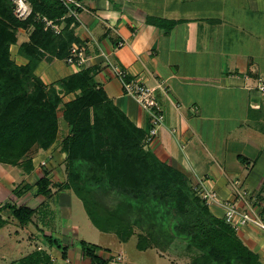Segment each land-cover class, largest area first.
Wrapping results in <instances>:
<instances>
[{
  "label": "crops",
  "instance_id": "0c3cea01",
  "mask_svg": "<svg viewBox=\"0 0 264 264\" xmlns=\"http://www.w3.org/2000/svg\"><path fill=\"white\" fill-rule=\"evenodd\" d=\"M149 19L177 23L165 32ZM18 31L27 37L17 38L11 58L25 64L18 47L28 41L31 28ZM73 31L86 61L96 67V83L145 132V111L122 91L110 63L155 88L166 127L145 144L147 149L184 172L191 187L215 191L217 200L207 203L215 216L223 218V202L229 200L264 220V94L254 89L264 79V0H84ZM81 66L44 59L35 73L49 85ZM73 98L67 94L64 101ZM58 117L55 142L32 153L29 173L0 163V217L5 220L0 264H17L32 253L41 255L38 264H92L81 241L98 246L109 264H116L110 259L118 253L120 264H177L152 244L140 249L132 241L135 234L121 241L91 223L81 200L65 187L67 153L61 143L70 128L61 108ZM42 177L47 194L38 192ZM7 204L34 213L21 225ZM237 234L264 264V231L247 223Z\"/></svg>",
  "mask_w": 264,
  "mask_h": 264
},
{
  "label": "trees",
  "instance_id": "16d2710c",
  "mask_svg": "<svg viewBox=\"0 0 264 264\" xmlns=\"http://www.w3.org/2000/svg\"><path fill=\"white\" fill-rule=\"evenodd\" d=\"M28 1L32 13L21 20L15 16L11 0H0V163L21 166L29 173L33 168L32 153L48 149L57 138L61 108L62 118L70 128L61 143L67 153L65 187L72 189L81 200L88 218L99 231H113L121 241L133 234L128 221L100 203L98 189L107 187L142 205L139 209L152 201H169L177 216L174 231L185 239L187 251L196 252L190 264H263L237 232L210 211L189 185L184 172L146 148V132L96 83L95 66L86 61L80 71L52 84L41 80L35 69L42 60H64L72 48H79L82 43L74 34L72 18L66 19L60 34L36 20L37 16L49 19L64 16L67 10L62 3ZM149 21L165 32L177 23L162 19ZM20 28H31L28 41L18 47V53L27 59L25 64H17L10 53L11 46L17 43ZM67 94H74V98L64 101ZM37 184L38 192L47 194V179L42 177ZM5 207L21 225L34 213L24 205L7 204ZM4 224L5 220L0 217V227ZM138 238V247L145 248L149 239ZM80 246L92 264H109L99 256L98 246L85 241H81ZM41 261L39 253H32L17 264Z\"/></svg>",
  "mask_w": 264,
  "mask_h": 264
},
{
  "label": "built area",
  "instance_id": "2783aa9c",
  "mask_svg": "<svg viewBox=\"0 0 264 264\" xmlns=\"http://www.w3.org/2000/svg\"><path fill=\"white\" fill-rule=\"evenodd\" d=\"M64 5L67 12L64 16L57 19H49L47 17L37 16L36 20L41 21L46 29H50L55 34H60L66 24L67 18H72L71 26L80 21V11L84 8V0H58ZM13 4V11L18 19L24 20L32 13V7L28 0H11ZM10 49V53H11ZM65 62L70 65L81 66L86 61L82 46L79 48H72L71 53L65 59ZM110 67L119 79L122 85V91L132 97L145 111L148 117V129L146 131L144 142L149 143L154 138L160 128L166 127V115L162 104L155 95V88L147 86L142 80L138 78H130L128 73L122 67L110 63ZM258 93L264 94V79H259L255 88ZM170 132L175 133V129L171 128ZM40 165H45L46 161L42 160ZM195 192L207 204L209 201L217 200L215 191L204 189L202 187H194ZM223 219L236 232L239 231L247 223H252L264 231V220L258 219L246 210H241L234 201H224ZM123 256L118 253L114 254L110 261L120 264Z\"/></svg>",
  "mask_w": 264,
  "mask_h": 264
},
{
  "label": "rangeland",
  "instance_id": "374dc122",
  "mask_svg": "<svg viewBox=\"0 0 264 264\" xmlns=\"http://www.w3.org/2000/svg\"><path fill=\"white\" fill-rule=\"evenodd\" d=\"M26 37L27 33L17 32L19 41ZM98 196L100 203L106 209L114 210L124 221L130 223L135 234L132 241L138 242L139 236H146L149 239L148 244L160 248L177 264H190L196 252L187 251L185 239L174 231L177 216L169 201H152V204H144V207L139 209L142 205H138L135 201L133 203L128 197H123L107 187L99 188ZM147 205L150 208H147Z\"/></svg>",
  "mask_w": 264,
  "mask_h": 264
}]
</instances>
